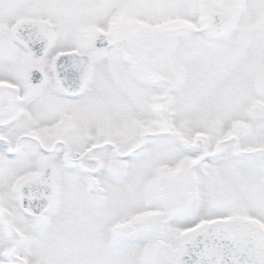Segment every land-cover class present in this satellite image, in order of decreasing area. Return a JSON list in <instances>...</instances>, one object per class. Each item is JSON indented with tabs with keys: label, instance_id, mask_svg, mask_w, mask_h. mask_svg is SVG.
Instances as JSON below:
<instances>
[{
	"label": "snow or ice",
	"instance_id": "6c2138e0",
	"mask_svg": "<svg viewBox=\"0 0 264 264\" xmlns=\"http://www.w3.org/2000/svg\"><path fill=\"white\" fill-rule=\"evenodd\" d=\"M0 264H264V0H0Z\"/></svg>",
	"mask_w": 264,
	"mask_h": 264
}]
</instances>
